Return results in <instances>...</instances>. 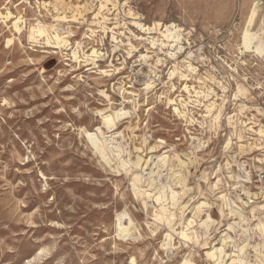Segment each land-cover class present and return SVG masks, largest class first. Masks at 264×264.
<instances>
[{"label": "rangeland", "instance_id": "374dc122", "mask_svg": "<svg viewBox=\"0 0 264 264\" xmlns=\"http://www.w3.org/2000/svg\"><path fill=\"white\" fill-rule=\"evenodd\" d=\"M254 4L257 30L264 0H0V264H132V257L137 264H180L184 256L208 264L206 252L222 248L227 236L232 238L223 245L228 254L234 245L235 250L245 245L242 258L264 264V237L255 229L264 217L261 210L251 211L264 204V181H258L264 155L254 147L257 136L238 122L264 124V113L256 110L264 112V58L240 48L245 17ZM16 18L21 32L13 28ZM132 20L182 28L185 49L177 65L187 78L170 76L175 61L166 53L169 47H152ZM37 22L48 28L47 35L31 41L28 27ZM56 33L67 42L57 45ZM188 50L196 54L190 59L194 72L183 66ZM143 81L152 87L145 90ZM185 84L210 93L199 97L201 103H189L181 117L173 108L184 109ZM237 84L248 90L239 94ZM212 100L216 108L224 104L216 124L205 111L204 102ZM120 107L129 113L109 132L104 116ZM229 115L234 124L228 123ZM85 131L97 133L106 155ZM111 133L121 135L116 139L120 157L110 150ZM152 146L156 152H150ZM162 153L167 166L156 182L179 193L173 210L177 230L182 211L184 225L193 220L191 230L199 234L208 214L214 221L205 239L184 242L174 234L169 249L161 246L166 227L154 233L148 227L156 203L150 199L146 213L121 164V159L146 160ZM180 177L186 188L177 182ZM202 201L207 205L196 219L194 207ZM231 207L239 208L242 221ZM124 208L136 231L123 240L114 216Z\"/></svg>", "mask_w": 264, "mask_h": 264}, {"label": "bare ground", "instance_id": "6f19581e", "mask_svg": "<svg viewBox=\"0 0 264 264\" xmlns=\"http://www.w3.org/2000/svg\"><path fill=\"white\" fill-rule=\"evenodd\" d=\"M8 15H11V14L8 13ZM5 16H7V15H5ZM257 16H258V10H257L256 5L254 4L252 7H250V9H249V11L245 17V29H244L242 36H241L242 42H241L240 48H244L245 50H248L252 53H255L256 55H261V57L264 58V16L261 19V22H260L258 29L254 30L253 26L255 24ZM60 17L63 18L64 16H60ZM62 18H60V20H62ZM64 19L65 18H63V20ZM16 20H17V18H16ZM19 20H20V18H18V20L14 23L13 28L16 29V31L21 30ZM132 21H135V20H132ZM133 23H135L136 26L139 27V30H141V32L146 35V36L144 35L145 39L149 40V43L152 45V47H155L156 44H159L160 45V48H159L160 51H162V49L165 47H169V49H168V51H166V53L171 58H173L175 61L174 65L172 66V69L170 70V76L175 75L176 73H180V75L182 77L187 78L188 76L186 74H184L181 70H179V67L177 65V63H178L177 62V58H178L177 55L179 53H182L184 51L183 49H185V48H183L182 43H181L182 42V34L180 32H181L182 28L177 26L175 23L162 24L161 22H155L153 26H146L145 24L141 23L139 20L135 21ZM135 24H133V25H135ZM28 28H29L28 39L31 41H36L38 36H40V38L42 35L44 36V34L47 32V29H48V28L46 29V27L40 25L39 22H37V24L34 23V25L29 26ZM156 32L159 34V37H155L154 35H150V34H155ZM46 35L47 34H45V36ZM48 39H49V37L47 38V40ZM52 39L55 40V43L57 45L61 44L62 42H63V44H65L67 42L65 37L59 35L58 33L54 34ZM10 42H11V39L8 38L7 43H10ZM49 44H51V43H49ZM52 45H53V43H52ZM173 49H175V52L169 51V50H173ZM261 49H263V51ZM94 53H96V50L93 51V54ZM71 54L74 56L76 55V54H73V52ZM82 55L84 56V54H82ZM141 57L143 58V60L147 58L146 55H141ZM193 57H196V54H194L192 50H188L186 56L182 59L183 62L185 63V65H183L185 70H187L189 72H194L196 70V67L193 66V64L190 62V59H193ZM92 58H90V59H92ZM156 60H157L156 62H160L162 59L158 57V59H156ZM146 74L147 73H145V75ZM145 75H144V77H145ZM198 80H199V83H202L200 79H198ZM144 85H145V90H148L149 88L152 87V82L145 81ZM199 86L200 87L198 89L194 88L193 91H191L189 89V87L187 86V84H185V86L183 88L186 91V93H188V98H187L188 100H186L184 98L180 99V104L184 109L180 110L176 106L173 108L174 111L179 116H181V117L186 116V110H188L187 107L189 106V103H191V102L201 103L199 100V97H205L206 98L209 95L208 94V93H210L209 91L207 93V92L200 89L201 85H199ZM247 90L248 89L245 88L242 84H237V91L239 94H244ZM236 94H235V96H236ZM192 97H195V98L192 99ZM207 100H209V98ZM215 101L216 100H212V101H209L207 103L204 102L206 115H208V116L210 115V117L212 119L211 121L214 124L218 123L221 120L223 106H224V104L222 102L219 104V107L216 108V102ZM168 102H173V100L168 99ZM256 110L260 114L264 113V112H262V110H263L262 107H256ZM128 113H129V111H126V109L124 111L123 107L122 108L120 107L116 111L114 110L111 115L104 116V123H105V126L108 129V131L113 132L115 129H118L117 119H120L122 116H125ZM232 117L233 116H230V115L226 116L228 123L233 122V121H231ZM190 121H193V119L190 118ZM238 122H241L245 126L247 131L253 132L254 135L257 136L255 139H256V141H259V142H256L254 147L256 148V150L260 151L259 155H264V150H261V149H264V145L259 146V144H261L262 141H264V124H262L261 122L257 123V122H253V121L245 122L243 120L242 121L238 120ZM250 123H254V124L250 125ZM232 124H234V122ZM232 124H230V125H232ZM254 127H256V128H254ZM235 128H236V126H235ZM85 132H86L88 140L91 142L92 145L95 146L96 149H98V152L103 156L106 155L107 154L106 148L102 144V142L100 141V138L97 135V133L89 134L87 131H85ZM113 134L114 133H111L110 140L108 142V143L112 144L110 150H111V152H113L115 149L116 157H120V156H122L121 152L123 150L119 146V142L117 141L118 140L117 138L120 137L121 135L119 134V135L115 136V134H114V136H113ZM101 135H104V134L101 132ZM237 137H238V142L243 141L242 135L240 133L237 135ZM251 139H253V138H251ZM229 143L230 142L228 140L227 143L225 144V147H227L229 145ZM156 147L157 146L150 147V149H151L150 152H156V150H155ZM112 148H114V149H112ZM152 157L153 156H150L148 159L145 160L142 157L137 156L135 161H131L130 158H128V159L119 158V159H121V162H122L121 164L124 167L126 175H129L131 177L134 195L136 197L142 196V199H143L142 204H143L144 208L146 209V213H148L147 211H148L149 200L151 199L152 201H154V203H156V204H152V206H151L152 212H153L152 213L153 214V222L151 224H148L149 225L148 227L151 229V232L154 233V232H156V230L160 229V225L166 227L168 232L165 234V238H164L161 246L164 248L169 246L168 249L170 247H172L171 241H172L174 234H177V236H179L181 239H183L184 242H189V241H192L193 239H198V240L200 238L205 239L207 237L208 232L210 231V227L214 223L211 215H209V214L207 215L206 219L203 222H201L198 226L204 230L203 234H199L197 229L191 230L193 227V226L190 227V225L193 223V220H191V219L189 221H187L186 226L184 225L185 222L182 221L183 211L181 212V215L179 218L180 225H182L181 229L178 231L177 230L178 227H175L176 213L173 210L176 206H179L178 205L179 204V202H178L179 193L174 191V189L172 187H170L169 185H167L164 182H162V184H158L156 182L157 181L156 178L160 175L161 169L163 167L167 166V161H168L167 155H164L162 153L159 155L158 154L155 155L154 158H152ZM175 157H176L177 163L179 165H184V161L181 160L178 155L175 154ZM262 160H263L262 158H259V157L256 158V161L258 163H262ZM106 161H107V163H109L110 159L107 158ZM241 166H243V165H241ZM149 167H150V171H147ZM243 169H245L244 171L248 172V166H245ZM144 175H147V176L145 177ZM146 180H147V184H145ZM217 181H216V184H214V185L212 184V187H216L217 184L219 183L220 179H218ZM177 182H179L180 184H182V183L184 184L185 179L180 177ZM186 187H187V185L184 184L183 188H186ZM168 189H169L170 194L167 193ZM246 193L249 195L250 192L246 191ZM219 198L222 199L224 202L225 201L226 202L231 201L229 198H226L225 195H221ZM168 199H169V202L165 203ZM202 199H203V197H202ZM251 202H253V201H251ZM206 205L207 204L204 201L200 202L198 205H195L194 208H195V214H196L195 218L196 219H198L200 217V215L204 211ZM230 210H231L230 213H233L234 215H238L240 220L242 221L243 218L241 216V212L239 211V208L236 211V210H232V207H231ZM259 210L262 211L263 217H264V204L255 205L251 208L252 212L259 211ZM253 215H254V213H253ZM200 220H202V219H200ZM114 225L117 228V236L123 240L127 239L129 236H132L133 233L136 231L135 224H134L132 218L130 217L128 210L126 208H124L122 211H119L115 214ZM232 225L233 224H230L228 226V230L233 228ZM151 226H153V228H151ZM189 229H190V231L188 232ZM255 229L259 230L260 234L264 237V221L259 220V222L255 226ZM249 230H252V229L250 227H247L246 231H249ZM230 241H232V238L230 236H227L223 241V245L224 246L227 245ZM223 245H222V248H212L211 250H208L206 252V254H205L206 258L209 260L208 264H212V263L213 264H226L227 259L230 260L229 263H227V264H255V263L250 262L249 260H244L242 258V256H241L243 253L242 250L244 249L245 245H243L241 247H239L237 245V250H235L236 245H234V250H233L234 252L232 251L233 252L232 254L231 253L228 254L224 250ZM254 249L258 250V248H254ZM42 251L43 250L38 251L34 255V257L41 254ZM235 251H237L238 253H235ZM131 263L137 264L136 259L134 257L131 258ZM180 264H195V263L188 256H184L182 258Z\"/></svg>", "mask_w": 264, "mask_h": 264}, {"label": "built area", "instance_id": "2783aa9c", "mask_svg": "<svg viewBox=\"0 0 264 264\" xmlns=\"http://www.w3.org/2000/svg\"><path fill=\"white\" fill-rule=\"evenodd\" d=\"M263 114V113H262ZM258 177H259V180L260 182L264 181V171H261L259 174H258Z\"/></svg>", "mask_w": 264, "mask_h": 264}]
</instances>
